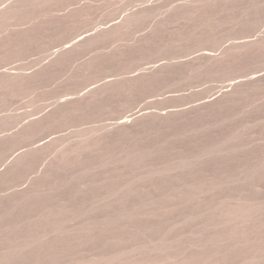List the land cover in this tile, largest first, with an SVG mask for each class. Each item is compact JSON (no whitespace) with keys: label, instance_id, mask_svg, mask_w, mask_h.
<instances>
[{"label":"rangeland","instance_id":"1","mask_svg":"<svg viewBox=\"0 0 264 264\" xmlns=\"http://www.w3.org/2000/svg\"><path fill=\"white\" fill-rule=\"evenodd\" d=\"M0 264H264V0H0Z\"/></svg>","mask_w":264,"mask_h":264},{"label":"bare ground","instance_id":"2","mask_svg":"<svg viewBox=\"0 0 264 264\" xmlns=\"http://www.w3.org/2000/svg\"><path fill=\"white\" fill-rule=\"evenodd\" d=\"M89 90H91V89H89ZM89 90H87V91L89 92Z\"/></svg>","mask_w":264,"mask_h":264}]
</instances>
